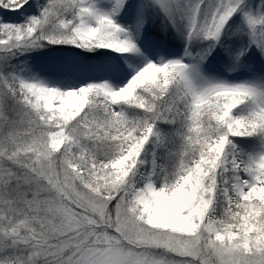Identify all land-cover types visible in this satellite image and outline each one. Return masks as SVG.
<instances>
[{"label":"snow or ice","instance_id":"snow-or-ice-1","mask_svg":"<svg viewBox=\"0 0 264 264\" xmlns=\"http://www.w3.org/2000/svg\"><path fill=\"white\" fill-rule=\"evenodd\" d=\"M0 264H264V0H0Z\"/></svg>","mask_w":264,"mask_h":264}]
</instances>
